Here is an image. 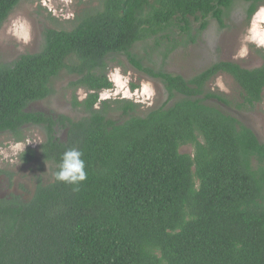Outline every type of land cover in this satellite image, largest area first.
<instances>
[{"label":"trees","instance_id":"1","mask_svg":"<svg viewBox=\"0 0 264 264\" xmlns=\"http://www.w3.org/2000/svg\"><path fill=\"white\" fill-rule=\"evenodd\" d=\"M237 1L248 4V20L264 6ZM20 2L0 0V28ZM234 4L88 0L71 29H46L39 52L0 64V134L22 142L26 126L42 127L38 152L53 173L71 147L83 153L87 173L78 190L53 176L28 201L0 198V264H264V144L203 102L253 111L263 101L264 63L249 70L216 62L189 80L164 69L172 53L197 44L209 19L224 28ZM121 57L162 85V107L138 117L131 114L139 104L99 100ZM61 72L76 77L69 86L72 107L85 115L79 120L28 110L53 94ZM219 74L239 86L241 102L207 90ZM176 95L182 98L167 107ZM112 112L130 117L118 123ZM35 154L28 148L19 159L29 163Z\"/></svg>","mask_w":264,"mask_h":264},{"label":"rangeland","instance_id":"2","mask_svg":"<svg viewBox=\"0 0 264 264\" xmlns=\"http://www.w3.org/2000/svg\"><path fill=\"white\" fill-rule=\"evenodd\" d=\"M85 1L88 0H21L0 28V64L8 65L22 55L39 52L43 45L42 33L46 29H71L73 14L82 8ZM38 3L46 10L39 7ZM247 7L248 4L235 0L233 9L224 22L225 27L221 29L215 20L209 19V25L197 44L172 53L164 69L189 80L211 64L221 61L233 62L249 70L260 67L264 63V6L250 20L246 17ZM141 55L145 57L144 54ZM115 61L108 73L113 87L102 92L99 100L123 99L139 104L137 112L131 114L138 117H144L149 111L165 104L166 94L158 81L151 80L133 69L125 57ZM75 80L76 77L65 72L59 73L51 82L53 94L45 100L31 104L28 110L79 120L85 115L72 107V90L69 86ZM207 90L222 94L233 103L242 101V90L226 74H219L211 80ZM76 95L79 101L85 97L83 90H78ZM181 98L176 95L166 106ZM203 102L237 119L250 128L259 142L264 144V92L262 103L249 112L236 110L215 100ZM129 117L121 112H112L108 118L122 123ZM21 133L24 138L22 142H17L12 134H0V170L3 172L0 176V198L16 195L23 201H28L39 181L47 184L52 180L54 167L43 162L38 152V147L46 138L43 128L26 126ZM57 137L65 140L66 130L57 131ZM17 145L20 147L17 148ZM28 148L35 150L36 158L29 163H23L19 156ZM180 152L191 154L192 149L183 147Z\"/></svg>","mask_w":264,"mask_h":264},{"label":"clouds","instance_id":"3","mask_svg":"<svg viewBox=\"0 0 264 264\" xmlns=\"http://www.w3.org/2000/svg\"><path fill=\"white\" fill-rule=\"evenodd\" d=\"M82 156L83 153L78 148H67L60 157L57 171L53 173L55 181L71 185L74 190H78L79 185L87 179L85 161Z\"/></svg>","mask_w":264,"mask_h":264},{"label":"flooded vegetation","instance_id":"4","mask_svg":"<svg viewBox=\"0 0 264 264\" xmlns=\"http://www.w3.org/2000/svg\"><path fill=\"white\" fill-rule=\"evenodd\" d=\"M166 99H167V97H166Z\"/></svg>","mask_w":264,"mask_h":264}]
</instances>
